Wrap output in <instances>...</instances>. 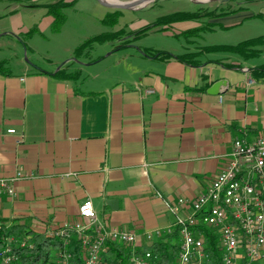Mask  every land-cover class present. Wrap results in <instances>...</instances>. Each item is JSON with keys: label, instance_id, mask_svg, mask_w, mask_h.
<instances>
[{"label": "crops", "instance_id": "crops-1", "mask_svg": "<svg viewBox=\"0 0 264 264\" xmlns=\"http://www.w3.org/2000/svg\"><path fill=\"white\" fill-rule=\"evenodd\" d=\"M20 6L30 4L11 14ZM222 12L216 16L229 14ZM184 22L176 28L200 29ZM20 25L14 30H25ZM16 42L23 45L11 56L0 46V62L13 64L0 72V177L23 175L15 196L0 195L5 221L53 232L87 223L79 210L89 199L100 226L136 234L149 247L147 235L189 216L188 206L173 208L207 191L235 140L264 137V77L252 73L262 64L239 55H202L196 66L144 52L74 60L78 45L41 57L28 41ZM24 47L33 65L21 61ZM66 67L80 73L77 81L54 76Z\"/></svg>", "mask_w": 264, "mask_h": 264}, {"label": "rangeland", "instance_id": "rangeland-1", "mask_svg": "<svg viewBox=\"0 0 264 264\" xmlns=\"http://www.w3.org/2000/svg\"><path fill=\"white\" fill-rule=\"evenodd\" d=\"M57 1L60 0H0V38L7 34L0 40V46L3 47L4 53L11 56V51L14 49L10 48H15V45H23L21 42H16L21 39L26 43L28 41L30 46L42 54L41 57H45L49 52L52 55L60 56L65 46H79L93 36L119 30L123 31L121 37L115 41L95 45L91 53L92 57L95 54H101L105 57L109 54H118L122 57L123 55L148 50L168 51L181 55L187 52H198L199 48L205 46L237 45L246 40L264 37V0H218L210 2L200 0H155L148 3V5L121 10L122 15L114 26L105 23L107 14L115 11L114 9L101 6L95 0H66V2L75 4L65 10L67 18L61 30L54 32L52 23H47L48 18L52 16H46L45 13L48 12V9L45 4H52ZM119 1H121V4H125L135 0ZM26 2L30 6L23 8L21 5L19 11H16L17 15L15 13L11 14L12 10ZM213 8H219L220 12L223 11L229 14L217 18L204 16L201 19L194 20V26L200 27V29H195V31L192 29L191 33L176 28L182 29L180 26L186 24L182 21L177 25L173 24L174 27L171 28L160 26L157 29L148 30L141 37L135 38L136 33L142 28L155 23L157 19L166 15L176 12L211 11ZM33 23H38L39 32L33 33L29 36L30 38L26 37L25 34H21L32 28ZM17 25L22 26L25 30H14ZM118 47L121 48L116 50ZM261 49L263 50L261 56L246 61L249 64H263L264 46ZM227 55H231V53L216 52L211 53L209 56L212 58ZM6 57L9 58V56ZM148 57L151 58L149 55ZM21 61L33 65V51L24 47V56ZM35 62L39 64L37 60ZM40 64L43 66L49 65L48 63ZM12 65V61H9L7 69L12 70ZM208 229L213 230V228ZM214 232L217 235V241L219 238L221 240L219 232L217 230ZM203 236L205 242H207V236L205 234ZM241 257H244V255ZM238 263L247 264L245 258H239Z\"/></svg>", "mask_w": 264, "mask_h": 264}, {"label": "built area", "instance_id": "built-area-1", "mask_svg": "<svg viewBox=\"0 0 264 264\" xmlns=\"http://www.w3.org/2000/svg\"><path fill=\"white\" fill-rule=\"evenodd\" d=\"M8 132L15 133V130ZM22 176L18 173L12 178L0 177V195L15 196L14 183ZM187 206L191 213L178 224L181 248L176 264H211V254L201 231L204 228L219 232L218 247L223 264H239V258H245L247 264H264V137L252 143L235 140L230 161L207 191L192 201L180 198L173 212L178 214ZM79 212L87 223L64 226L57 235H63L66 228L76 231L86 252L84 264H101L107 241L141 249L132 256L133 264H161L160 258L143 247L136 234L100 226L89 199L80 206ZM172 232L173 229L157 231L146 238L152 245L155 239ZM70 260L71 254L65 252L59 264H70Z\"/></svg>", "mask_w": 264, "mask_h": 264}, {"label": "trees", "instance_id": "trees-1", "mask_svg": "<svg viewBox=\"0 0 264 264\" xmlns=\"http://www.w3.org/2000/svg\"><path fill=\"white\" fill-rule=\"evenodd\" d=\"M75 3L60 0L52 4H45L48 14L53 17L52 30L59 32L66 21L65 10ZM176 12L157 19L153 24L145 26L136 33L135 38L141 37L148 30L157 29L160 26L172 27L173 24L182 21L198 20L206 16H216L220 9L213 11L205 10L201 12ZM223 13V12H222ZM226 13V12H224ZM122 15L121 10L109 12L105 18V23L114 26ZM38 31L37 27L32 28L25 36L29 37ZM195 31V30H193ZM192 31H188L191 33ZM123 31L106 32L87 39L80 44L73 53L74 60L89 57L94 46L106 42L115 41L121 37ZM264 37L243 41L237 45H210L199 48L198 52H187L185 54H174L168 51H143L147 56L162 61L176 60L186 65L196 66L200 64V56L216 52H228L236 54L245 60L259 57L263 53ZM122 47V46H121ZM121 47L116 48V50ZM0 72H8L7 62H0ZM252 73L258 77H264V64L252 69ZM61 80L77 81L80 73L70 72L67 67L62 68L54 74ZM207 236L206 247L211 254V264H223L222 253L219 249V241L215 230L204 228L201 230ZM60 230L53 232H36L19 220L5 221L0 219V264H59L62 254H71L70 264H84L85 249L79 239L78 234L73 229L66 228L63 235H57ZM180 228H173L171 234L163 236L146 249L153 252L160 258L161 264H176L180 251ZM140 250L133 249L114 241H107L102 252L101 264H133L132 256ZM263 264V263H254Z\"/></svg>", "mask_w": 264, "mask_h": 264}, {"label": "water", "instance_id": "water-1", "mask_svg": "<svg viewBox=\"0 0 264 264\" xmlns=\"http://www.w3.org/2000/svg\"><path fill=\"white\" fill-rule=\"evenodd\" d=\"M95 1L99 5L104 6L106 8H109V9L128 10V9H134V8L140 7L142 5L148 4L151 1H155V0H135L132 2L125 3V4L108 3V2L103 1V0H95ZM212 1H218V0H212ZM219 1H221V0H219ZM108 204L111 205L112 208H114L113 205H116L117 203H116V200H110V201H108Z\"/></svg>", "mask_w": 264, "mask_h": 264}, {"label": "bare ground", "instance_id": "bare-ground-1", "mask_svg": "<svg viewBox=\"0 0 264 264\" xmlns=\"http://www.w3.org/2000/svg\"><path fill=\"white\" fill-rule=\"evenodd\" d=\"M104 1H106V2H109V3H114V4H119V3H121V1H119V0H104ZM200 1H205V2H210V1H212V0H200ZM148 5V4H147Z\"/></svg>", "mask_w": 264, "mask_h": 264}]
</instances>
